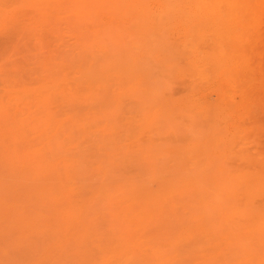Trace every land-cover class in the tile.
<instances>
[{"label": "rangeland", "instance_id": "374dc122", "mask_svg": "<svg viewBox=\"0 0 264 264\" xmlns=\"http://www.w3.org/2000/svg\"><path fill=\"white\" fill-rule=\"evenodd\" d=\"M142 1L0 0V264H264V5L227 40L207 0Z\"/></svg>", "mask_w": 264, "mask_h": 264}, {"label": "bare ground", "instance_id": "6f19581e", "mask_svg": "<svg viewBox=\"0 0 264 264\" xmlns=\"http://www.w3.org/2000/svg\"><path fill=\"white\" fill-rule=\"evenodd\" d=\"M1 1H2V0H1ZM13 1H14V0H12V2H13ZM140 1H142V0H140ZM166 1H167V0H166ZM168 1H169V0H168ZM180 1H181V0H180ZM182 1H183V0H182ZM207 1L210 2V4L214 7V9L216 8V13H218L219 20H222V18L224 17V16H223L224 14H226V16H228V18H226V19L224 20V22H225L224 29H221L220 32H219V36H221L222 38H225V39H227V40H233V39H236V38L239 39L240 36H243V37H244L245 35H249V34H250V28H249V26H248V22H247V21H248V17L255 15L256 12H259V8H260V6H261V5H264V0H207ZM7 2H9V1H7ZM16 2H17V1H16ZM71 2H72V1H70V3H71ZM174 2H175V0H174ZM177 2H179V1H177ZM5 3H6V1H5ZM39 3H40V2H39ZM41 3H42V2H41ZM49 3H50V2H48V4H49ZM98 3H99V2H98ZM143 3H144V2L142 1V4H143ZM167 3H168V2H167ZM11 4H12V3H11ZM37 4H38V3H37ZM44 4H45V3H44ZM71 4H72V3H71ZM117 4H118V3H117ZM168 4L170 5V3H168ZM168 4H167V5H168ZM177 4H178V3H177ZM180 4H181V3H180ZM12 5H13V4H12ZM41 5H42V4H41ZM104 5H105V4H104ZM28 6H29V5H28ZM31 6H32V5H31ZM34 6H36V5H34ZM34 6H33V7H34ZM39 6H40V5H39ZM44 6H45V5H44ZM148 6H149V5H148ZM207 6H208V5H207ZM2 7H3V6H2ZM26 7H27V6H26ZM29 7H30V6H29ZM224 7L227 9V11H225ZM258 7H259V8H258ZM41 8H42V7H40L39 9H41ZM88 8H89V7H88ZM169 8H170V7H169ZM201 8H202V7H201ZM255 8H256V9H255ZM257 8H258V9H257ZM33 9H34V8H33ZM77 9H78V8H77ZM109 9H112V8L109 7ZM113 9H114V8H113ZM113 9H112V10H113ZM172 9H173V8H172ZM78 10H79V9H78ZM136 10H137V9H136ZM17 11H18V10H17ZM35 11H36V10H35ZM116 11H117V10H116ZM121 11H122V10H121ZM36 12H38V11H36ZM130 12H131V11H130ZM172 12H173V11H172ZM132 13H133V12H132ZM93 14L95 15L94 12H93ZM163 14H164V13H163ZM125 15H126V14H125ZM130 15H131V14H129V17H130ZM123 16H124V15H123ZM161 17H162V16H161ZM10 18H11V16H10ZM122 18H123V17H122ZM13 19H14V18H13ZM145 19H146V18H145ZM156 19H159V18L157 17ZM134 20H135V19H134ZM159 21H160V20H159ZM136 22H137V21H136ZM136 22H135V23H136ZM163 22H164V20H163ZM159 23H160V22H159ZM130 25H131V24H130ZM157 25H158V23H157ZM159 25H160V24H159ZM205 26H206V25H205ZM111 27H113V26L111 25ZM128 27H129V26H128ZM147 27H148V26H147ZM147 27H146V28H147ZM109 28H110V27H109ZM114 28H115V27H114ZM134 28H135V27H134ZM159 28H160V27H159ZM207 28H208V26H207ZM103 30H104V29H103ZM128 30H129V28H128ZM114 31H115V30H114ZM123 31H124V28H123ZM133 31H134V30H133ZM148 31H149V30H148ZM102 33H103V31H102ZM160 33H161V31H160ZM160 33H159V34H160ZM163 33H164V32H163ZM191 34L193 35V33H191ZM104 35H106V32L104 33ZM108 35H109V34H108ZM98 36H99V35H98ZM144 36H145V35H144ZM193 36H194V35H193ZM219 36H218V37H219ZM131 37L133 38V36H131ZM194 37H195V36H194ZM206 37H208V36H206ZM214 38H215V37H214ZM98 39H99V37H98ZM105 39H106V38H105ZM134 39H135V38H134ZM136 39H137V38H136ZM145 39H146V38H145ZM198 39H199V38H198ZM130 40H131V39H130ZM130 40H129V41H130ZM186 40H187V39H186ZM190 40H191V38H190ZM215 40H216V39H215ZM209 41H210V40H209ZM196 42H197V41H196ZM213 43H214V42H213ZM136 44H137V43H136ZM187 44H188V43H187ZM187 44H186V45H187ZM223 44H224V43H223ZM227 44H228V43H227ZM148 45H151V44H148ZM148 45H147V46H148ZM231 45H232V44H231ZM138 47H139V45H138ZM148 47H149V46H148ZM153 47H154V46H153ZM225 47H227V46L225 45ZM230 47H231V46H230ZM242 47H243V46H242ZM129 48H130V47H129ZM139 49H141V48L139 47ZM213 49H217V50H218V48H216V47L213 48ZM226 50H227V49H225V51H226ZM130 51H131V50H130ZM147 51H148V50H147ZM149 51H150V50H149ZM211 51H212V49H211ZM150 53H151V52H150ZM187 53H189V52H187ZM215 54H216V51H215ZM226 54H227V52H223V54H222V59H224V58L227 57ZM154 55H155V54H154ZM149 56H150V55H149ZM151 56H152V55H151ZM151 56H150V57H151ZM103 58H104V57H103ZM98 59H102V58L100 57V58H98ZM100 61H101V60H99V61H98V60H97V61L95 60L96 64H95V65L93 64L94 69H95V66H96L97 68H98V67L101 68L100 65H98ZM102 61H103V60H102ZM148 61H149V60H148ZM151 61H153L152 58H151ZM95 62H94V63H95ZM107 62H108V61H107ZM160 63H161V62H160ZM163 63H164V62H163ZM161 66H163V64H162ZM187 66H188V65H186V67H187ZM205 66H207V67H211L210 65H209V66H208V65H205ZM205 66H204V67H205ZM163 67H164V66H163ZM199 68H200V67H199ZM205 68H206V67H205ZM206 69H207V68H206ZM208 69H209V68H208ZM208 69H207V70H208ZM92 70H93V68H91V72H92ZM96 70H98L99 72L102 73V70L100 71V69H95V71H96ZM126 70H127V69H126ZM165 70H166V69H165ZM199 70H200V69H199ZM215 70H216V69H215ZM53 71H54V70H53ZM84 71H86V69H85ZM88 71H89V69H88ZM93 71H94V70H93ZM105 71H106V70H105ZM190 71H191V70H190ZM51 72H52V71H51ZM51 72H50L49 76L51 75V77L53 76V77L56 78V76H55V75H52ZM54 72H55V71H54ZM82 72H83V71H82ZM89 72H90V71H89ZM99 72H98V74H99ZM87 73H88V72H87ZM92 73H93V72H92ZM92 73H91V74H92ZM95 73H96V72H95ZM163 73H165V72L163 71ZM189 73H191V72H189ZM199 73H200V72H199ZM206 73H207V72H206ZM53 74H54V73H53ZM55 74H57V73H55ZM82 74H83V73H82ZM192 74H193V72H192ZM237 74H239V73H237ZM89 75H90V74H89ZM95 75H96V74H95ZM101 76H102V75H101ZM234 76H236V75H234ZM82 77H83V76H82ZM90 77H91V76H90ZM110 77H111V75H110ZM159 77H160V76H159ZM46 78H49V77H46ZM46 78H45V79H46ZM53 79H54V78H53ZM85 79H86V78H85ZM93 79L95 80V77H93ZM118 79H120V78H118ZM118 79H116V80H118ZM125 79H126V78H125ZM237 79H238V78H237ZM81 80H83V79H81ZM98 80H99V79H98ZM103 80H104V79H103ZM227 80H228V79H227ZM85 81H86V80H85ZM95 81H97V79H96ZM106 81H107V80H106ZM109 81H111V79H110ZM113 81H114V80H113ZM113 81H111V82H112V85H113ZM123 81H124V80H123ZM208 81H210V80L208 79ZM102 82H103V81H102ZM102 82H101V83H102ZM202 82H203V81H202ZM108 83L111 84L110 82H108ZM163 83H165V82L163 81ZM103 84H104V82H103ZM124 84L126 85L127 83L124 82V83H123V86H124ZM158 84H159V83H158ZM161 84H162V83H161ZM102 86H103V85H102ZM123 86H121V88H122ZM161 86H163V85H161ZM166 86H167V85H166ZM166 86H165V87H166ZM103 87L105 88L106 86L104 85ZM103 87H102V88H103ZM194 88H195V87H194ZM95 90H96V89H95ZM95 90H94V93H95ZM188 90H190V92L188 93V94H190L192 90H191V89H188ZM194 91H195V90H194ZM42 92H43V91H42ZM42 92H41V93H42ZM53 92H54V90H53ZM53 92H52V93H53ZM82 92H83V91H82ZM96 92H97V91H96ZM100 92H101V91H100ZM79 93H80V92H79ZM97 93H98V92H97ZM131 93H132V92H131ZM133 93H134V91H133ZM45 94H46V93H45ZM45 94H43V95H45ZM54 94H56V93H54ZM54 94H53V96H55ZM58 94H59V93H58ZM81 94H82V93H81ZM83 94H84V93H83ZM86 94H87V93H86ZM194 94H196V93H194ZM38 95H39V93H38ZM43 95H42V96H43ZM56 95H57V94H56ZM101 95H102V94H101ZM101 95H100V93H99V95H98L97 97H99V96H101ZM23 96H24V95H23ZM25 96H28V95L26 94ZM31 96H32V95H31ZM31 96H29V97L31 98ZM39 96H40V95H39ZM53 96H52V98H53ZM94 96H95V95H94ZM192 96H193V94H192ZM21 97H22V96H21ZM46 97H47V96H46ZM56 97L59 98L58 96H56ZM73 97H77V96L73 95ZM89 97H90V96H89ZM101 97H102V96H101ZM27 98H28V97H27ZM27 98H26L27 102L30 101V100H28ZM32 98H33V96H32ZM36 98L38 99V97H36ZM36 98H35V100H36ZM42 98H43V97H41V100L45 99V98H43V99H42ZM57 98H55V99H57ZM91 98H92V97H91ZM24 99H25V98H24ZM39 99H40V98H39ZM87 99H88V101L90 100L88 97H87ZM99 99H100V98H99ZM41 100H39L40 103H41ZM79 100H80V99H79ZM93 100H94V99H93ZM100 100H101V99H100ZM23 101H24V100H23ZM46 101H47V99H46ZM46 101H45V103H46ZM71 101H72V100H71ZM76 101H77V100H76ZM94 101H95V100H94ZM43 102H44V100H43ZM47 102H48V101H47ZM73 102L75 103V101H73ZM78 102H80V101H77L76 104H78ZM81 102H83V101H81ZM84 102H85V101H84ZM91 102H92V101H91ZM30 103H33V102H30ZM30 103H29V104H30ZM69 103H70V102H69ZM34 104H35V102H34ZM48 104H49V103H48ZM48 104H47V105H48ZM71 104L73 105V103H70V105H71ZM47 105H46L45 108H48ZM64 105H67V103H66V104L63 103V107H64ZM87 105H88V103H87ZM188 105H189V104H188ZM89 106H90V105H89ZM43 107H44V106H43ZM207 107H208V106H207ZM210 107H211V106H210ZM45 108H44V109H45ZM64 108H65V107H64ZM64 108H63V109H64ZM38 109H39V108H38ZM38 109H37V110H38ZM86 109H87V108H86ZM48 110L50 111V108H48ZM195 110H196V109H193V110H191V112L194 113ZM205 110H206V109H205ZM208 110H209V109H208ZM218 110H219V109H218ZM29 111H30V109H29ZM182 111H184V110H182ZM38 112H39V114L42 113V112H40L39 110H38ZM211 112H213V111H211ZM96 113H97V112H96ZM98 113H99V112H98ZM179 113H180V112H179ZM182 113H184V112H182ZM204 113H206V112H204ZM218 113H220V112H218ZM44 114H45V113H44ZM44 114H41V115L43 116ZM208 114H209V113H207V117H208ZM214 114L216 115L217 113H213L212 115H214ZM31 115H32V114H31ZM90 115H91V114H90ZM99 115H100V114H98V116H99ZM209 115H210V114H209ZM98 116H97V117H98ZM195 116H196V115H195ZM217 116H218V114H217ZM97 117H93V119L96 118V119L98 120ZM184 117H186V116H184ZM193 117H194V116H192V120H191V122H193V121L195 122V121H196V123H201V122H199V121H197V120H194ZM197 117H198V116H197ZM214 117H215V116H214ZM226 117H227V116H226ZM208 118H209V117H208ZM27 119H28V118H27ZM73 119H74V118H73ZM76 119H78V118H76ZM199 119H201V116L199 117ZM29 120H30V119H29ZM97 120H96V121H97ZM184 120H185V119H184ZM184 120L182 121V119H181V121L183 122V124H187V123H184ZM73 121H74V120H73ZM96 121H94V122H96ZM201 121H203V120H201ZM30 122H31V121H30ZM55 122H58V121H55ZM55 122H53V123L51 124V126H53V125L55 124ZM77 122H79V119L77 120ZM82 122H83V121H82ZM91 122H92V121H91ZM203 122H205V121H203ZM203 122H202V123H203ZM211 122H213L212 119H211ZM24 123H25V122H24ZM31 123H32V122H31ZM73 123H74V122H73ZM97 123H98V122H97ZM57 124H58V123H57ZM63 124L66 125V123H63ZM80 124H81V120H80V122H79V125H80ZM190 124H192V123H190ZM24 125H25V124H24ZM75 125H76V123H75ZM75 125H74V127H75ZM192 125H195V124L193 123ZM197 125H198V124H197ZM37 126H38V125H37ZM39 126H42V125H40V123H39ZM56 126H58V125H56ZM185 126H186V125H185ZM214 126L217 127V125H216L215 123H214ZM53 127H54V126H53ZM60 127H61V126H60ZM74 127H73V128H74ZM6 128H7V126H6ZM9 128H10V127H9ZM9 128H8V129H9ZM39 128H41V127H39ZM42 128H45V127H42ZM49 128H50V127H49ZM191 128L194 129V127H191ZM206 128H207V130L209 131L208 126H207ZM8 129H6V130H8ZM33 129H34V127H33ZM54 129H55V128H54ZM78 129H79V128H78ZM193 129H191V130H193ZM215 129H216V128H215ZM215 129H214V130H215ZM11 130H12V129H11ZM35 130H37V129L35 128ZM42 130H44V129H42ZM52 130H53V129H52ZM57 130H58V129H57ZM57 130H56V131H57ZM92 130H93V129H92ZM189 130H190V129H189ZM191 130H190V131H191ZM40 131H41V130H40ZM54 131H55V130H54ZM60 131H61V130H60ZM19 132H20V131H19ZM43 132L45 133L46 131L44 130ZM7 133H8V132H7ZM26 133H27V132H26ZM44 133H43V134H44ZM47 133H48V132H47ZM55 133H56V132H55ZM74 133H75V132H74ZM2 134H4V133H2ZM21 134H23V133H20V135H19L20 138H21V136H22ZM48 134H50V133H48ZM14 135H15V134H14ZM14 135L12 136V138H13V137L16 138V135H15V136H14ZM17 135H18V133H17ZM26 135H27V134H26ZM52 135H53V134H52ZM56 135H57V133H56ZM76 135H77V134H76ZM76 135H75V136H76ZM204 135H206V132L202 135V138H201V136H200L201 141L204 139V138H203ZM1 136H2V137H5V136H3V135H0V137H1ZM23 136H24V135H23ZM23 136H22V137H23ZM40 136H41V135H40ZM48 136H49V135H48ZM58 136H60V135H58ZM25 137H26V136H25ZM45 137H47V134L45 135ZM49 137H51V136H49ZM54 137H56V136H52V138H54ZM197 137H198V136H197ZM6 138H7V137H6ZM6 138H5V139H6ZM8 138H10V137H8ZM23 138H24V137H23ZM23 138H22V139H23ZM43 138H44V137H43ZM58 138H59V137H58ZM198 138H199V137H198ZM24 139H25V138H24ZM59 139H60V138H59ZM63 139H64V138H63ZM63 139H62V140H63ZM194 139H195V138H194ZM1 140H2V139H1ZM55 140H57L56 142L59 143V142H58V139L55 138ZM192 140H193V139H192ZM11 141H12V140H11ZM63 141L65 142V141H67V140L64 139ZM68 141H69V140H68ZM190 141H191V140H190ZM209 141H210V140H209ZM43 142H44V140H43ZM48 142H49V141H48ZM50 142H51V141H50ZM56 142H55V143H56ZM3 143H4V142H3ZM55 143L52 142V144H55ZM57 143H56V144H57ZM61 143H62V141L60 142V144H61ZM48 144H49V143H48ZM64 144H65V143H64ZM64 144H61V145H60V148H62L61 146H63V147H66V146H67L66 144H65V146H64ZM67 144H68V143H67ZM222 144H223V143H222ZM35 145H36V144H35ZM37 145H39V144H37ZM40 145H41V144H40ZM57 145H58V144H57ZM32 146H33V145H32ZM44 146H45V145H44ZM46 146H48L47 143H46ZM51 146H52L51 150L54 149V148H53V145H51ZM222 146H224V145H222ZM33 147H34V146H33ZM58 147H59V145H58ZM26 148H27V147H26ZM31 148H32V147H31ZM60 148H58V150H59ZM219 148H222V147H219ZM40 149H42V148H40ZM55 149H56V148H55ZM217 149H218V148H217ZM227 149H228V148H227ZM56 150H57V149H56ZM58 150H57L56 152L58 153V152H60V150H61V153H60V154H62L63 150H62V149H60L59 151H58ZM67 150H68V149H67ZM67 150H66V151H67ZM45 151H46V150H45ZM47 151H48V150H47ZM225 151H226V150H225ZM225 151H224V152H225ZM36 152H38V151H36ZM51 152H52V155H54L53 151H51ZM51 152H50V153H51ZM64 152H65V150H64ZM31 153L34 154V152H31ZM45 153H46V152H45ZM13 154H14V153H13ZM13 154H11V155H13ZM36 154H37V153H36ZM189 154H191V153H189ZM37 155H38V154H37ZM55 155H56V153H55ZM192 155H194V154H192ZM192 155H191V156H192ZM32 156H33V155H32ZM43 156H44V155H43ZM59 156H60V155H59ZM231 156H232V155H231ZM231 156H230V157H231ZM46 157H47V156H46ZM33 158H36V155H34ZM44 159H45V158H44ZM44 159H42V160H44ZM46 159H47V158H46ZM22 160H23V159H22ZM27 160H28V159H27ZM65 160H66V159H64V161H65ZM198 160H201V159H197L196 161H198ZM220 160H221V159H220ZM46 161H47V160H46ZM67 161H68V160H67ZM79 161H80V160H79ZM79 161H78V162H79ZM32 162H33V159H32ZM37 162H38V161H37V158H36V162H35V163H37ZM40 162H41V161H40ZM40 162L38 163L39 165H40ZM61 162H63V161H61ZM61 162H59V163L57 164L58 166L55 165L56 168H58V167H62V166L64 165V163L61 164ZM65 162H66V161H65ZM71 162H72V161H71ZM71 162L69 161V164H70ZM74 162H75V161H74ZM198 162H199V161H198ZM226 162H227V161H226ZM7 163H8V162H7ZM42 163H43V162H42ZM46 163H49V162H46ZM46 163H45L44 166H46ZM66 163H68V162H66ZM66 163H65V164H66ZM200 163H202V162H200ZM27 164H28V163H27ZM43 164H44V163H43ZM43 164L40 165V166H43ZM74 164H75V163H74ZM25 165H26V164H25ZM31 165H32V164H31ZM39 165H38V166H39ZM60 165H62V166H60ZM67 165H68V164H67ZM70 165H72V163H71ZM80 165L82 166V163H80V164L78 163L77 166L79 167ZM27 166H28V165H27ZM40 166H39V167H40ZM48 166H50V165L47 164L46 167H48ZM53 166H54V165H53ZM53 166L51 165L50 168H53ZM55 166H54V167H55ZM75 166H76V165H75ZM77 166H76V167H77ZM81 166H80V167H81ZM198 166H199V165H198V163H197V166H196V167L199 168ZM202 166H203V165H202ZM28 167L31 168L30 165H29ZM76 167H74V168H76ZM205 167H206V166H205ZM225 167H228V166L225 165ZM29 168H28V169H29ZM34 168H35V167H34ZM67 168H68V166H67ZM71 168H72V167H71ZM74 168H73V169H74ZM209 168L211 169V167H209ZM209 168H208V169H209ZM214 168H215V167H214ZM24 169H25V168H24ZM69 169H70V168H68V172H71V171H69ZM204 169H205V168H204ZM204 169H202V170H204ZM208 169H206V170L208 171ZM31 170H32V168H31ZM37 170L39 171L40 168H39V169L36 168V170L33 169V171H36V172H37ZM46 170H47V169H46ZM46 170H45V171H46ZM57 170H58V169H57ZM60 170H62V169H60ZM63 170H64V169H63ZM63 170H62L61 172H63ZM70 170H71V169H70ZM147 170H148V169H147ZM213 170H214V169H213ZM27 171H28V170H27ZM33 171H32V172H33ZM47 171H48V170H47ZM28 172H29V171H28ZM36 172H35V173H36ZM50 172H52V171H50ZM54 172H57V171L55 170V168H54L53 173H54ZM66 172H67V171H66ZM68 172H67V173H68ZM148 172H149V175H147ZM148 172H147V174H144V178L147 177V179H146V180H147V183L150 181V178H153V176H151L152 174L155 175V178H157V177H160V178H161V176H163V175H161V176H160V175H159V176H156V175L159 174V172H160V171L158 172L157 170H155L156 174H155L153 171H152V172L148 171ZM162 172H163V171H162ZM215 172H216V171H215ZM233 172H234V171H232L231 173H233ZM235 172H236V171H235ZM38 173H39V172H37V174H38ZM43 173H45V172H43ZM28 174H29V173H28ZM30 174H32V173H30ZM30 174H29V175H30ZM37 174H34V175L32 174V176H35V175H37ZM48 174H49V173H48ZM48 174H46V177H48ZM63 174H64V173L61 174V176H62L61 180H62L63 182H67V181H68L67 184H70V183L73 181V185L76 184V183H74V182H75V180H77V179H74V180H72L71 182H69V181H70L69 179H72V178H68L67 180H65V179H64L65 176H64ZM44 175H45V174H44ZM44 175H43V177H44ZM55 175H56V174H55ZM55 175H54V176H55ZM145 175H147V176H145ZM192 175H193V174H192ZM194 175H195V174H194ZM194 175H193V176H194ZM219 175H220V174H217V176H219ZM39 176H42V174H39ZM68 176H69V175H68ZM150 176H151V177H150ZM217 176H216V177H217ZM220 176H222V175H220ZM226 176H227V175H226ZM49 177H50V176H49ZM94 177H95V176H94ZM163 177H164V176H163ZM30 178H31V177H30ZM32 178H33V177H32ZM34 178H35V177H34ZM39 178H40V177H39ZM66 178H67V177H66ZM218 178H220V177H218ZM222 178H223V177H222ZM222 178H221V179H222ZM37 179H38V178H37ZM44 179H45V178H44ZM46 179H47V178H46ZM46 179H45V180H46ZM49 179H51V178H49ZM53 179H54V177H53ZM23 180H24V179H23ZM29 180H30V179H28V181H29ZM33 180H35V179H33ZM47 180H48V179H47ZM54 180H55V182H56L55 184L57 185V182H59V181L57 180V178L54 179ZM56 180H57V181H56ZM61 180H60V181H61ZM148 180H149V181H148ZM176 180H177V179H176ZM247 180H248V179H247ZM38 181H39V180H38ZM38 181H36V182H38ZM49 181H50V180H49ZM45 182H46V181H45ZM207 182H208V181H207ZM224 182H225V181H224ZM252 182L254 183L255 181H252ZM252 182H251V183H252ZM77 183H78V181H77ZM136 183H139V182H136ZM170 183H171V182H170ZM230 183H232V182H230ZM19 184H20V183H19ZM53 184H54V183H53ZM67 184H66V183L64 184L65 188L69 186V185L67 186ZM171 184H172V183H171ZM225 184H227V183L225 182ZM25 185L27 186V183H26ZM56 185H55V186H56ZM71 185H72V183H71ZM73 185H72V186H73ZM218 185H219V184H218ZM222 185H223V184H222ZM252 185H253V184H252ZM55 186H53V188H54ZM80 186H81V185H80ZM145 186H146V185H145ZM202 186H203V185H202ZM202 186L200 187L201 189H202ZM225 186H227V185H225ZM225 186H224V187H225ZM57 187L60 188L61 186H58V185H57V186H56V190L58 189ZM77 187H78V186H77ZM210 187H211V186H210ZM238 187H239V186H237V189L239 190ZM132 188H133V187H132ZM229 188H230V186H229ZM74 189H75V188H74ZM145 189H147V187H146ZM213 189H214V188H213ZM222 189H223V187H222ZM232 189L235 190L234 188H232ZM59 190H60V189H58V192H59ZM67 190H68V189H67ZM75 190H76V189H75ZM92 190H93V189H91V191H92ZM202 190H203V189H202ZM227 190H228V189H227ZM233 190H232V191H233ZM242 190H243V189H242ZM242 190H241V191H242ZM43 191H46V190H43ZM88 191H89V190H88ZM88 191H87V192H88ZM91 191H89V192H91ZM203 191H204V190H203ZM60 192H61V191H60ZM60 192H59V193H60ZM69 192H70V191H69ZM89 192L85 195V197L88 196V194L90 195ZM111 192H112V194H113V191H112V190H111ZM214 192H215V191H214ZM222 192H223V191H222ZM239 192H240V191H239ZM243 192H244V191H243ZM48 193H49V192H48ZM67 193H68V192H67ZM204 193H205V192H204ZM210 193H211V192H210ZM263 193H264V192H263ZM100 194H101V192H100ZM106 194H107V196L109 195L110 198H113V197L110 196L111 193H110V194H109V193H106ZM224 194H225V193H224ZM226 194H227V193H226ZM261 194H262V193H261ZM202 195H203V194H202ZM211 195H212V194H211ZM82 196H83V195H82ZM213 196H214V195H213ZM61 197H62V195H61ZM66 197H67V196H66ZM66 197H65V198H66ZM70 197H71V195H70ZM102 197H103V194H101V201H100V203H102V202L105 200V199L102 198ZM109 197L107 198V201H109V199H110ZM199 197H200V194L198 195V198H199ZM205 197H206V194H205ZM72 198H73V196H72ZM72 198H71V199H72ZM94 198H96V197H94ZM215 198H216V197H215ZM60 199H61V198H60ZM196 199H197V198H196ZM219 199H220V198H219ZM43 200H45V199H43ZM43 200H42V201H43ZM46 200H48V199H46ZM46 200H45V201H46ZM50 200H51V199H50ZM50 200H49V201H50ZM56 200H58V199H56ZM65 200H66V199H65ZM210 200H211V199H210ZM215 200L218 201V198L215 199ZM254 201H255V200H254ZM50 202H51V201H50ZM58 202H59V200H58ZM218 202H220V201H218ZM223 202H224V200H223ZM70 203H71V202H70ZM72 203H73V201H72ZM90 203H91V202H89L88 205H91ZM52 204H53V203H52ZM55 204H56V203H55ZM58 204H59V203H58ZM194 204H195V203H194ZM194 204H193V205H194ZM217 204H219V203H217ZM59 205H60V207L62 206V204H59ZM67 205H68V204H67ZM221 205H222V204H221ZM255 205H256V204H255ZM255 205H254V207H255ZM74 206H75V205H73V207H74ZM92 206H93V205H92ZM226 206H229V204L226 205ZM60 207H58V208H60ZM197 207H198V206H197ZM208 207H210V205H208V206L206 207V210L208 209ZM52 208H53V207H52ZM56 208H57V207H56ZM93 208H94V210H93ZM222 208H223V207H222ZM224 208H225V207H224ZM224 208H223V209H224ZM256 208H257V206H256ZM54 209H55V208H54ZM63 209H64V208H63ZM63 209H58V210H59V211H60V210L62 211ZM68 209H70V208H68ZM95 209H96V208H95L94 206H93L92 208H89V210H92V211H94V212L96 213V210H95ZM227 209H228V207H227ZM248 209H249V208H248ZM71 210H73V208H72ZM71 210H69V211L67 210V212H71ZM87 210H88V209H87ZM133 210L135 211L134 208H133ZM133 210H132V211H133ZM249 210H250V209H249ZM61 211H60L59 214L62 213ZM207 211H211V212H210V213H212L211 215H212L213 217H215V218H214L215 221L213 220V221H214V225H217V226H218V228H217V226H215V230H216V231H220L219 229H221L222 227H220V226H221V225L219 224L220 222H218V220H217V218H216L217 215L215 216L214 213L212 212L213 210H211V209H208ZM243 211H244V208H243ZM123 212L127 214L128 211L125 210V211H123ZM129 212H131V211H129ZM129 212H128V213H129ZM216 212H217V211H216ZM244 212H245V211H244ZM253 212H258V211H253ZM116 213H117V212H116ZM190 213H191V211H190ZM210 213H209V214H210ZM258 213H259V212H258ZM59 214H58V216H59ZM69 214H70V213H69ZM126 214H124L125 217H122V219H123V218L130 219V218H129V217H130L129 214H131V213H129V214H127V215H126ZM187 214H189V213H187ZM200 214H201V213H200ZM215 214H218V213H215ZM228 214H229V213H228ZM241 214H242V213H241ZM245 214H246V213H245ZM67 215H68V214H67ZM116 215H118V214H116ZM116 215L114 216L115 218L117 217ZM85 216H86V215H85ZM126 216H128V217H126ZM136 216L139 217L138 214H137ZM209 216H210V215H209ZM247 216H248V215H247ZM247 216H246V217H247ZM263 216H264V215H263ZM70 217H71V216H70ZM77 217H78V215H77ZM91 217H92V216H90L89 218H91ZM118 217H121V216L118 215ZM74 218H76V217H74ZM176 218H177V217H176ZM188 218H189V217H188ZM208 218H209V217H208ZM62 219H63V217H62ZM119 219H120V218H119ZM197 219H198V218H197ZM211 219H212V218H211ZM117 220H118V218H117ZM124 220H125V219H124ZM124 220H123V221H124ZM134 220H135V219L132 218V221H133V222H135ZM176 220H177V219H176ZM176 220H175V221H176ZM178 220H179V219H178ZM194 220H196V219H194ZM83 221H84V220H83ZM83 221H82V222H83ZM125 221H126V223H122V222H121V223H122L123 225H124V224L127 225V220H125ZM133 222H132V223H133ZM138 222H139V221H138ZM193 222H194V221H192V222H190V223H188V224H189V225H192ZM217 222H218V224H219L220 226L217 224ZM230 222H231V221H230ZM230 222L226 223V224L229 225V226L224 225V224L221 223L222 225H224L223 228H222V230L224 229L225 226H226V228L228 227V229H229L230 226H231V227L234 226V225L236 226V224H237V223H236V224L233 225V222H234V221H233V222L231 223V225H230ZM237 222H238V221H237ZM70 223H71V222H70ZM78 223H80V222H78ZM78 223H77V224H78ZM121 223H120V224H121ZM195 223H196V222H195ZM215 223H216V224H215ZM68 224H69V223H68ZM77 224H76V226H77ZM81 224H83V223H81ZM81 224H80V225H81ZM135 224H138V223H134L133 225H135ZM64 225H65V224H64ZM78 225H79V224H78ZM80 225H79V226H80ZM237 225H238V224H237ZM79 226L77 227V229H79ZM127 226L129 227V224H128ZM130 227L132 228V225H131ZM213 227H214V226H213ZM65 228H66V226H65ZM65 228H64V229H65ZM81 228H82V227H81ZM131 228H130V229H131ZM75 229H76V227H75ZM75 229H74V230H75ZM169 229H170V228H169ZM172 229H173V227H172ZM172 229H171V231H174V230H172ZM228 229H227V230H228ZM67 230H68V229H67ZM74 230H73V231H74ZM111 230H112V229H111ZM111 230H110V231H111ZM127 230H128V229H127ZM222 230H221V231H222ZM68 231H69V230H68ZM130 231H131V230H130ZM235 231H236V230H235ZM65 232H66V231H65ZM77 232H78V230L75 231V233H77ZM80 232H81V231H80ZM203 232H206V231H203ZM66 233H67V232H66ZM66 233L64 234V236L66 235ZM75 233H73V234H75ZM81 233H82V232H81ZM263 233H264V232H263ZM57 234H58V235H57V236H58L57 239H58V238L60 239V236H62V234L60 235L59 232H57ZM71 234H72V233H71ZM109 234H110V233H109ZM197 234H198V233H197ZM212 234H213V233H212ZM214 234H215V233H214ZM225 234H226V233H225ZM225 234H224V235H225ZM80 235H81V234H80ZM80 235H79V236H80ZM204 235H205V234H204ZM204 235H203V236H204ZM209 235H210V234H209ZM221 235H223V234H221ZM70 236L73 237L74 235H70ZM210 236H211V235H210ZM232 236H233V235H232ZM75 237H76V236H75ZM144 237H145V236H144ZM195 237L198 238V241L201 240V238H199L198 235L195 236ZM211 237H213V235H212ZM215 237H216V235H215ZM73 238H74V237H73ZM197 238H196V239H197ZM59 239H58V240H59ZM166 239H167V238H166ZM185 239H186V238H185ZM203 239H204V240H202V241L205 242L206 235L204 236ZM243 239H245V238H243ZM59 241H61V240H59ZM184 241H185V240H184ZM193 241H194V240H193ZM212 241H213V240H212ZM65 242H67V241H65ZM65 242H64V243H65ZM68 243H69V242H68ZM177 243H178V242H177ZM181 244H182V243H181ZM181 244H180V245H181ZM190 244H191V245H190ZM190 244H189L190 246H197L196 243H193V244L190 243ZM194 244H195V245H194ZM209 244H210V243H209ZM63 245H64V244H63ZM70 245H71V244H70ZM143 245H146V243H144ZM185 245H186V244H185ZM227 245H228V244H227ZM242 245H243V244H242V242H241L240 247H242V249H243V251H244V250H245V249L243 248L244 245H243V246H242ZM58 246H60V245H58ZM146 246H147V245H146ZM146 246H145V247H146ZM200 246H201V244L199 243V247H200ZM203 246H204V244H203L201 247H203ZM245 246H246V244H245ZM245 246H244V247H245ZM70 247H71V246H70ZM99 247H100V246H99ZM103 247H104V246H103ZM228 247H229V246H228ZM58 248H59V247H57V249H58ZM62 248H63V247H62ZM104 248H106V247H104ZM138 248H139V246H138ZM175 248H176V247H175ZM66 249H67V248H66ZM140 249H142V245H140ZM143 249H144V248H143ZM228 249H229V248H228ZM71 250H72V247H71ZM93 250L98 254V252H97L95 249H93ZM103 250H104V249H103ZM133 250H134V249H133ZM203 250H204V249H203ZM251 250H252V249L250 248V251H251ZM139 251H140V250H139ZM205 251H206V250H205ZM225 251H227V250H225ZM95 252H94V253H95ZM134 252H135V251H134ZM136 252H137V251H136ZM163 252H164V251H163ZM239 252L241 253L242 251H239ZM248 252H249V251H248ZM251 252H253V251H251ZM66 253H67V252H66ZM76 253H77V252H76ZM94 253H93V254H94ZM96 253H95V254H96ZM145 253H146V255H145ZM148 253H149L148 251H147V252H144V255H143V256H140V255H139V257H142V258L144 259L145 256L148 255ZM165 253L168 254L167 251H165ZM165 253H164V254H165ZM237 253H238V252H237ZM242 253H244V252H242ZM105 254H107V253H105ZM137 254H138V253H134V255L138 256ZM258 254H260V253H258ZM258 254H256L255 256H259ZM52 255H53V254H52ZM54 255H55L54 258H56L57 255H56V254H54ZM98 255H100V254H98ZM98 255H96V256L99 257ZM101 255H102V254H101ZM101 255H100V256H101ZM168 255H170V254H168ZM190 255H191V254H190ZM107 256H108V255H107ZM148 256H149V255H148ZM148 256H147V258H148ZM151 256H152V255H151ZM151 256H150V257H151ZM94 257H95V255H94ZM119 257H120V256H119ZM119 257H118V258H119ZM131 257H132V256H131ZM203 257H204V256H203ZM224 257H225V256H224ZM72 258H75V256H73ZM105 258H106V257H105ZM118 258H117V259H118ZM122 258H123V257H122ZM147 258H146V259H147ZM152 258H153V257H152ZM152 258H150V259L148 258V259L151 261V263H152V262H156V261H153ZM165 258H166V257H165ZM219 258H221V261H222V262H220L221 264H227V263H224V260H222L223 257H218V259H219ZM226 258H227V255H226L225 259H226ZM228 258H229V257H228ZM234 258H235V257H234ZM239 258H240V257L238 256V259H239ZM47 259H48V258H47ZM130 259H131V258H130ZM143 259H142V260H143ZM146 259H144L143 261H145ZM185 259H186V258H185ZM45 260H46V259H45ZM65 260H66V259H65ZM96 260H97V258H96ZM98 260H99V259H98ZM121 260H122V259H121ZM136 260H137V261H136ZM219 260H220V259H219ZM219 260H217V262H219ZM227 260H228V259H226V261H227ZM58 261H59V260H58ZM114 261H115V260H114ZM118 261H119V260H118ZM118 261L114 262V264H115V263L117 264ZM143 261H139V258H138V259L135 258V262H137V264H138L139 262H140V264H144ZM189 261H190V260H189ZM198 261H199V260H198ZM231 261H232V260H231ZM231 261H230V262H231ZM234 261H235V260H234ZM111 262H112V261H111ZM111 262H110V263H111ZM227 262H228V261H227ZM235 262H236V261H235ZM98 263H99V262H98ZM146 263H148L147 260H146ZM146 263H145V264H146ZM164 263H165V262H164ZM133 264H135V263H133ZM148 264H150V263H148ZM154 264H155V263H154ZM165 264H166V263H165ZM201 264H203V263H201ZM229 264H230V263H229ZM234 264H235V263H234Z\"/></svg>", "mask_w": 264, "mask_h": 264}]
</instances>
